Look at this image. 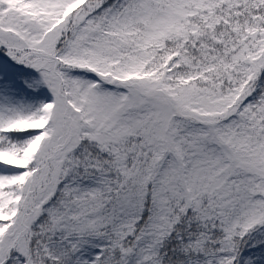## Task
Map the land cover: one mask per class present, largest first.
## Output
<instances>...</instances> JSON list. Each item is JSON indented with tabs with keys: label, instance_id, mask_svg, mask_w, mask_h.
<instances>
[{
	"label": "snow or ice",
	"instance_id": "1",
	"mask_svg": "<svg viewBox=\"0 0 264 264\" xmlns=\"http://www.w3.org/2000/svg\"><path fill=\"white\" fill-rule=\"evenodd\" d=\"M0 264H264V0H0Z\"/></svg>",
	"mask_w": 264,
	"mask_h": 264
}]
</instances>
